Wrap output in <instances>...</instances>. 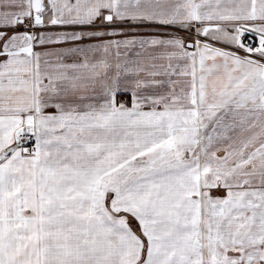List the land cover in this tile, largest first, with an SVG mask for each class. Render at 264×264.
I'll use <instances>...</instances> for the list:
<instances>
[{
  "label": "snow or ice",
  "instance_id": "obj_1",
  "mask_svg": "<svg viewBox=\"0 0 264 264\" xmlns=\"http://www.w3.org/2000/svg\"><path fill=\"white\" fill-rule=\"evenodd\" d=\"M0 264H264V0H0Z\"/></svg>",
  "mask_w": 264,
  "mask_h": 264
}]
</instances>
